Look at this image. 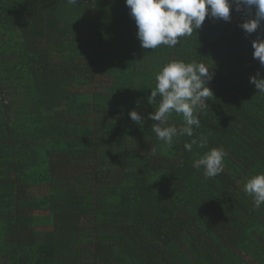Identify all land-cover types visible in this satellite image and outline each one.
<instances>
[{
  "label": "trees",
  "instance_id": "1",
  "mask_svg": "<svg viewBox=\"0 0 264 264\" xmlns=\"http://www.w3.org/2000/svg\"><path fill=\"white\" fill-rule=\"evenodd\" d=\"M230 16L152 50L126 0H0V264H264V205L244 191L264 173V22ZM172 59L204 63L213 94L168 146L148 96ZM213 147L227 155L206 178Z\"/></svg>",
  "mask_w": 264,
  "mask_h": 264
},
{
  "label": "clouds",
  "instance_id": "2",
  "mask_svg": "<svg viewBox=\"0 0 264 264\" xmlns=\"http://www.w3.org/2000/svg\"><path fill=\"white\" fill-rule=\"evenodd\" d=\"M76 3V0H68ZM134 18L138 32L137 36L144 49L155 50L161 45L169 48L180 43V39L191 37L199 30L206 17L230 20V10L233 5L239 11L241 7L251 10L255 8V17L242 23L248 34L255 32L261 22H264V0H126ZM253 58L258 59L264 66V38L253 41ZM256 76L250 78L255 88L264 94V78ZM211 79L210 69L204 63L185 62L182 59L168 61L156 74L155 86L148 96L149 104H153L159 97L158 106L149 114V118L156 121L151 130L159 141L171 146L174 137L194 135V127H200V119L196 114L197 108L208 106L206 101L213 94L208 87ZM182 115L183 125L177 128L169 123L172 113ZM130 118L143 124V119L138 111L129 113ZM199 143L204 147L208 143L207 137L201 136L199 140L186 142L184 148L192 151L193 144ZM227 155L223 147H213L194 166L203 167V175L213 178L223 172L224 158ZM244 191L252 197L254 207L259 209L264 205V173L253 175L244 185Z\"/></svg>",
  "mask_w": 264,
  "mask_h": 264
},
{
  "label": "rangeland",
  "instance_id": "3",
  "mask_svg": "<svg viewBox=\"0 0 264 264\" xmlns=\"http://www.w3.org/2000/svg\"><path fill=\"white\" fill-rule=\"evenodd\" d=\"M38 193L42 194V193H44V190H38ZM37 214H39V213H37ZM40 214H45V213L44 212H40Z\"/></svg>",
  "mask_w": 264,
  "mask_h": 264
}]
</instances>
